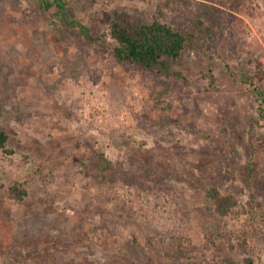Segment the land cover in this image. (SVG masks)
Returning a JSON list of instances; mask_svg holds the SVG:
<instances>
[{
  "label": "rangeland",
  "instance_id": "rangeland-1",
  "mask_svg": "<svg viewBox=\"0 0 264 264\" xmlns=\"http://www.w3.org/2000/svg\"><path fill=\"white\" fill-rule=\"evenodd\" d=\"M67 1L95 44L37 3L0 0V125L14 150L0 149V264H116L127 245L143 258L136 264H264L254 99L228 79L210 82L212 72L222 80L212 45L185 52L182 77L115 58L105 36L112 11L151 17L161 0ZM227 12L214 44L264 83V0ZM101 155L114 161V181L99 179ZM15 183L28 189L24 201L10 198ZM213 185L238 196L235 215H211Z\"/></svg>",
  "mask_w": 264,
  "mask_h": 264
},
{
  "label": "trees",
  "instance_id": "trees-1",
  "mask_svg": "<svg viewBox=\"0 0 264 264\" xmlns=\"http://www.w3.org/2000/svg\"><path fill=\"white\" fill-rule=\"evenodd\" d=\"M28 1L37 3L38 7L45 11L55 24L61 21L68 27L81 28L89 43L95 44L99 40L89 26L81 24L78 19L72 16L67 0ZM238 3L239 0H161L157 12L151 17L136 14L125 8H116L112 11L105 36L109 37L113 55L117 60L152 70L159 76L182 77L183 71L178 67L185 52L187 50L202 51L206 46L212 45L214 49L212 58L218 60V71L222 72V80L219 76L217 79V75L212 72L207 75L210 82L219 88L228 86L224 81V79H228L236 88L245 91L248 96L252 97L256 104L257 124L264 133V83L261 75L257 74L256 69L251 70L244 65L235 69L225 60L220 46L217 47L214 44L217 26L220 35L224 36L227 32L228 17L222 13L238 9ZM220 6H223L224 9ZM168 8L175 9L180 20L175 22L173 18L177 15L170 16ZM223 10L224 12H222ZM57 28L61 27L57 25ZM258 73L260 72L258 71ZM10 138V131L0 125V149L13 153L14 150L8 147ZM97 169L102 182L113 179L108 176V173L117 170L114 161L104 155L99 156ZM9 192L10 198L16 201H24L28 196V189L22 183L12 185ZM205 197L213 217L227 218L237 213L240 201L236 194L223 192L213 185L206 189ZM200 209L207 214L206 208L201 207ZM40 214V212H35L34 215L38 217ZM23 220L28 225L27 230L30 231L32 228L29 222L32 218L25 217ZM177 249L184 252L181 247ZM36 251L32 249L28 255L31 256ZM120 253L123 260H117L116 264H136L143 260L138 248L132 245H127L120 250ZM21 255L19 252L15 253L17 258H20ZM249 262L252 264L251 259ZM95 263L101 264V261H95L90 256L86 258L85 264Z\"/></svg>",
  "mask_w": 264,
  "mask_h": 264
}]
</instances>
